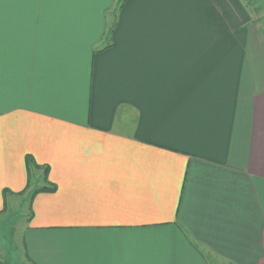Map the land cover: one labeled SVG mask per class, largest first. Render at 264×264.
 Listing matches in <instances>:
<instances>
[{"label": "crops", "instance_id": "1", "mask_svg": "<svg viewBox=\"0 0 264 264\" xmlns=\"http://www.w3.org/2000/svg\"><path fill=\"white\" fill-rule=\"evenodd\" d=\"M263 30L243 0H0L23 263L264 264Z\"/></svg>", "mask_w": 264, "mask_h": 264}, {"label": "rangeland", "instance_id": "2", "mask_svg": "<svg viewBox=\"0 0 264 264\" xmlns=\"http://www.w3.org/2000/svg\"><path fill=\"white\" fill-rule=\"evenodd\" d=\"M264 25V0H243ZM24 198V197H23ZM16 197L8 212L0 215V258L8 264H24L22 228L29 214V198Z\"/></svg>", "mask_w": 264, "mask_h": 264}, {"label": "trees", "instance_id": "3", "mask_svg": "<svg viewBox=\"0 0 264 264\" xmlns=\"http://www.w3.org/2000/svg\"><path fill=\"white\" fill-rule=\"evenodd\" d=\"M263 32H264V30H263ZM37 167L44 168V169H45V172L48 170V166L37 165ZM47 188H49V187H47V186L38 187V188H36V189L34 190L33 193H36L37 191L44 190V189H47ZM50 189H51V188H50ZM23 243H24V241H23ZM26 255H27V252L25 251V256H26ZM27 257H28V255H27ZM1 264H8V263H5V262L1 261Z\"/></svg>", "mask_w": 264, "mask_h": 264}]
</instances>
